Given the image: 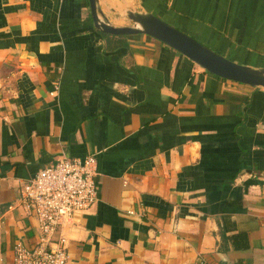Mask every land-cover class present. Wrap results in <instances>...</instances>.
Instances as JSON below:
<instances>
[{
    "label": "crops",
    "instance_id": "1",
    "mask_svg": "<svg viewBox=\"0 0 264 264\" xmlns=\"http://www.w3.org/2000/svg\"><path fill=\"white\" fill-rule=\"evenodd\" d=\"M117 1L264 68V0ZM60 155L94 156L98 186L65 232L67 264H264V89L103 36L87 0H0V264L37 240L13 205Z\"/></svg>",
    "mask_w": 264,
    "mask_h": 264
},
{
    "label": "built area",
    "instance_id": "2",
    "mask_svg": "<svg viewBox=\"0 0 264 264\" xmlns=\"http://www.w3.org/2000/svg\"><path fill=\"white\" fill-rule=\"evenodd\" d=\"M96 176L94 156L71 159L60 155L54 165L41 169L23 185L13 207L33 216L38 238L32 246L15 243L13 264H67L65 232L73 228L76 215L98 203Z\"/></svg>",
    "mask_w": 264,
    "mask_h": 264
},
{
    "label": "water",
    "instance_id": "3",
    "mask_svg": "<svg viewBox=\"0 0 264 264\" xmlns=\"http://www.w3.org/2000/svg\"><path fill=\"white\" fill-rule=\"evenodd\" d=\"M100 1L87 0L92 25L98 33L114 37L138 35L149 37L212 76L253 89H264V68H252L234 63L149 13L125 9L122 15L131 26L114 27L98 7Z\"/></svg>",
    "mask_w": 264,
    "mask_h": 264
},
{
    "label": "rangeland",
    "instance_id": "4",
    "mask_svg": "<svg viewBox=\"0 0 264 264\" xmlns=\"http://www.w3.org/2000/svg\"><path fill=\"white\" fill-rule=\"evenodd\" d=\"M116 2H118L117 0H114ZM109 3L110 0H106V3ZM121 3V9H118L117 12L118 13H121L120 15L116 14L117 12L114 10L113 6L111 5V3H109L110 6H112V8L109 7L108 5V8H107V16L117 25H121V26H131V23H129L128 21H126L122 15L124 9L126 8L125 5L122 3V1L120 2ZM114 12H116L115 14H113ZM161 20V19H160ZM162 21V20H161ZM164 22V21H163ZM186 34V33H185ZM225 58V57H224ZM227 59V58H226Z\"/></svg>",
    "mask_w": 264,
    "mask_h": 264
},
{
    "label": "trees",
    "instance_id": "5",
    "mask_svg": "<svg viewBox=\"0 0 264 264\" xmlns=\"http://www.w3.org/2000/svg\"><path fill=\"white\" fill-rule=\"evenodd\" d=\"M103 36H105V37H107V38H109V37H114V36H109V35H103ZM116 38V37H115Z\"/></svg>",
    "mask_w": 264,
    "mask_h": 264
}]
</instances>
